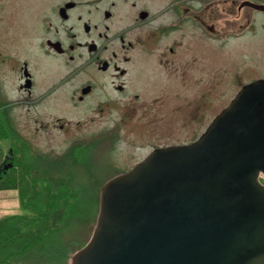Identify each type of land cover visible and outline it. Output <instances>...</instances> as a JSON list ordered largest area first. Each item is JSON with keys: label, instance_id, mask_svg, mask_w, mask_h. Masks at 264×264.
<instances>
[{"label": "flooded vegetation", "instance_id": "1", "mask_svg": "<svg viewBox=\"0 0 264 264\" xmlns=\"http://www.w3.org/2000/svg\"><path fill=\"white\" fill-rule=\"evenodd\" d=\"M38 3L31 21L0 15V120L15 126L23 146L43 152L55 154L60 136L63 153L89 157L100 143L125 140L146 151L125 165L103 156V177L196 141L225 109L217 108L220 83L242 89L264 79L245 76L247 66L261 70L264 62V0ZM251 55L262 57L259 64L247 63ZM230 69L233 78L221 79ZM25 129L54 144L40 148Z\"/></svg>", "mask_w": 264, "mask_h": 264}, {"label": "water", "instance_id": "2", "mask_svg": "<svg viewBox=\"0 0 264 264\" xmlns=\"http://www.w3.org/2000/svg\"><path fill=\"white\" fill-rule=\"evenodd\" d=\"M70 264H264V79L196 141L108 180Z\"/></svg>", "mask_w": 264, "mask_h": 264}, {"label": "trees", "instance_id": "3", "mask_svg": "<svg viewBox=\"0 0 264 264\" xmlns=\"http://www.w3.org/2000/svg\"><path fill=\"white\" fill-rule=\"evenodd\" d=\"M0 191L18 192L21 212L0 216V264H70L90 241L106 183L84 153L61 154L22 145L14 125L0 120ZM95 143V142H94Z\"/></svg>", "mask_w": 264, "mask_h": 264}, {"label": "rangeland", "instance_id": "4", "mask_svg": "<svg viewBox=\"0 0 264 264\" xmlns=\"http://www.w3.org/2000/svg\"><path fill=\"white\" fill-rule=\"evenodd\" d=\"M38 6H39L38 0H0V15L12 16V17L18 16L22 18L21 20L31 21L32 16L34 15ZM261 58L262 57L260 56L251 55V56L246 57V61L247 63L249 64L251 63L252 66H254V64H259V60ZM238 64H239L238 61H236V64H234L237 70H239L237 68ZM262 64L263 65H262L261 70L257 69L256 71L253 68L249 69V67L247 66L245 70V76L249 79L251 77H255V75H260V77H264V62ZM239 67L243 68L241 66ZM234 71L235 69L229 72H221V79L225 78V79L231 80L233 78ZM240 89H241L240 84L235 83V82L232 83L231 81H226V82L220 83L219 100L217 103L218 110L222 111L224 108H226L229 105V100L232 97H234V95L238 93ZM160 121L161 122L159 123L158 127L159 129H161V131H163V128L165 129V125L167 123V117L166 118L161 117ZM24 134H26L28 137H31L32 139L34 138L37 141V143L41 145L40 148L42 149H47L50 147L49 144H54L52 143L53 138L50 135H47L45 133L39 132L37 136H33L32 131L25 129ZM97 137L93 136L92 138L98 139ZM130 138L135 139V136H132ZM53 142H55V154L63 153L62 150L64 149L65 147L64 145L67 142L63 140V136L55 137V141ZM134 143L138 145L137 141L136 142L134 141ZM10 146H11L10 140H1L0 141V156L9 155ZM136 148L137 146L130 145L127 140L119 144L117 143L113 146L110 145V143L106 144V142H103L95 146L91 154H88L89 157L85 156V158H87V161L89 162V164H91L92 167H94L95 169L96 167L98 168L101 167L102 157L105 155L106 156L112 155V158L113 160H115L116 165H125V163L128 162V160L132 158L133 155L135 156V158H142L146 154V151H141ZM48 153H53V151L49 150ZM101 173L102 172H100V175ZM106 174H107V176H105L106 180L111 178L112 174L110 173H106ZM100 193H101V190H100ZM18 212H21L18 192L16 190L0 191V216L11 214V213H18Z\"/></svg>", "mask_w": 264, "mask_h": 264}]
</instances>
